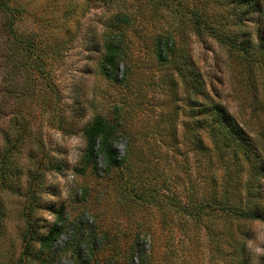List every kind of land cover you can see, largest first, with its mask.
Here are the masks:
<instances>
[{"label": "rangeland", "instance_id": "obj_1", "mask_svg": "<svg viewBox=\"0 0 264 264\" xmlns=\"http://www.w3.org/2000/svg\"><path fill=\"white\" fill-rule=\"evenodd\" d=\"M0 4V145L17 140L0 264H264L263 221L190 214L211 196L220 206L225 185L264 218V0ZM219 106L243 136L215 122ZM95 119L106 159L87 152ZM198 119L213 129L212 181L193 151ZM32 229L52 231L46 246L26 245Z\"/></svg>", "mask_w": 264, "mask_h": 264}, {"label": "trees", "instance_id": "obj_2", "mask_svg": "<svg viewBox=\"0 0 264 264\" xmlns=\"http://www.w3.org/2000/svg\"><path fill=\"white\" fill-rule=\"evenodd\" d=\"M126 17H127L126 13L118 14V18L120 20L126 19ZM13 45H15V44H13ZM199 93L201 95V92H199ZM202 99L208 100L207 96L203 97ZM188 100H190V99H188ZM198 106H199L198 110H200V111H198L197 113L200 114V116H203V115L206 116L205 115L206 114V111H205L206 107L202 103H198ZM214 111H216V113H217L216 121L213 119L216 123H218L217 121H219V120L227 122L232 128V134L233 135L239 134L240 136H243L242 133H238L239 131H238V128L236 127L237 126L235 124L236 122L234 121L233 117L229 114V112L227 111V109L225 107L219 106ZM221 121H219V122L224 123ZM201 122H202V119H198V122H197L198 124L195 126L196 131H198V132L195 136L196 148L193 147V151H194V153H196L198 155V158H199V161L197 164H198L199 170L202 172L201 177L204 179L208 177L209 180L212 181V177H211L212 173L210 174V166H211V164H210L211 158L210 157H211V155H210V157L208 156L209 149L206 146H204V144H203L204 143L203 142V135H206L207 137L209 136V140L211 142L212 141L211 135L213 136V133H212L213 129H212V126L208 125L207 121L204 122L205 126H202ZM216 123H214V124H216ZM103 125L104 124H103L102 120H100V119L94 120L93 127L89 131V134H88L89 135V141H88V146H87V152H89L90 155H92V154L94 155L95 154L94 151H92V149L90 151L89 148H93L96 144L99 146V154L102 153L103 157L106 159L108 157V154L106 151V149H107L106 138L102 134ZM187 127L188 126H186V129H187ZM225 130H227V129L222 128V130H218L216 133H214L216 135H215V139H214L213 143L220 139L221 144L224 145L225 140H226ZM16 142H17V140H14V143L10 144V142L8 140H6L7 145H5L4 142H3V145H0V180H1L2 186H4V188H6L7 190H10V191H12V189H11L12 187H11V185H9V183L7 181L8 165H9L8 161H9V156H10L11 151L16 149V144H15ZM220 150L222 152H224L223 149H220ZM15 152H17V149L15 150ZM87 152L85 153L86 156H88ZM221 158H222V156H221ZM220 162H222V159ZM117 164H119V163L110 164L107 162V165L111 166V167L112 166L114 167ZM207 173H208V175H207ZM203 182H204V184H206L205 181H203ZM220 182L223 184V176L220 178ZM225 184H229V183H226V181H225ZM223 188L225 190V194H224V198L221 200L220 206L216 205V201H215L216 198L211 196V197H209V199L206 202L204 201L201 204L199 203L198 204L199 206H196L193 210H191L190 214H192L198 218H201L206 209L207 210L209 209V213H210L212 210L219 208V209H221L223 214L226 213V214L233 215L238 220L239 219L244 220V219H257L258 218L264 222L263 217H260L259 215H257L254 212H250L249 210H247L245 208V206H242L239 203L230 204V202L228 201V198L226 197V195L228 194L227 188L225 187V185H223ZM223 188H222V190H223ZM230 194H231V192H230ZM27 218H29V217H27ZM30 227H31V225H30ZM29 231H30L29 233H31V234L29 236V239L26 240V245H28L30 243L29 242L30 239L31 240L37 239V241L43 243V245L46 246L48 244V241H49L50 236L52 234V231H49V233L46 236H44L43 238H37L36 236H34V234H32V232H34V229L29 230ZM242 238L244 239V237L241 236L239 233L238 238H237L238 241H236L235 243L243 248L245 246V239L240 244V240ZM242 252H243V250H242ZM233 254L234 253H231L230 256L233 257ZM25 255H29V254L26 253ZM242 257L244 258V256H242ZM243 258H241V259L238 258L236 260H232V264H246V260Z\"/></svg>", "mask_w": 264, "mask_h": 264}]
</instances>
